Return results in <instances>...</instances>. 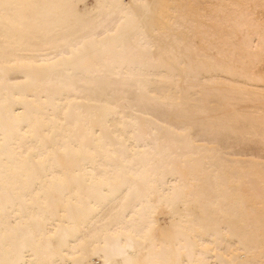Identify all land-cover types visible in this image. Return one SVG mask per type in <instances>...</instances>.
Here are the masks:
<instances>
[{
  "label": "bare ground",
  "instance_id": "1",
  "mask_svg": "<svg viewBox=\"0 0 264 264\" xmlns=\"http://www.w3.org/2000/svg\"><path fill=\"white\" fill-rule=\"evenodd\" d=\"M0 264H264V0H0Z\"/></svg>",
  "mask_w": 264,
  "mask_h": 264
},
{
  "label": "rangeland",
  "instance_id": "2",
  "mask_svg": "<svg viewBox=\"0 0 264 264\" xmlns=\"http://www.w3.org/2000/svg\"><path fill=\"white\" fill-rule=\"evenodd\" d=\"M98 261H96V263H97Z\"/></svg>",
  "mask_w": 264,
  "mask_h": 264
}]
</instances>
